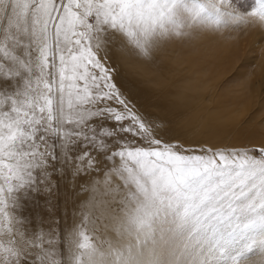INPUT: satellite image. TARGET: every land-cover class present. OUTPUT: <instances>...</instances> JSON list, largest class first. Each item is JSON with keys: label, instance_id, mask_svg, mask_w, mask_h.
Segmentation results:
<instances>
[{"label": "bare ground", "instance_id": "1", "mask_svg": "<svg viewBox=\"0 0 264 264\" xmlns=\"http://www.w3.org/2000/svg\"><path fill=\"white\" fill-rule=\"evenodd\" d=\"M189 3L0 0V264H264V206L250 254L222 244L218 261V240L199 243L180 218L208 202L215 178L255 187L264 175L249 157L226 163L239 146H264V132L209 102L215 91L197 73L220 51L210 34L192 36L188 25H211ZM208 5L237 25L226 1ZM260 18L244 24L252 47L264 38ZM26 27L33 35L18 37ZM242 46L224 44L223 56H244ZM260 74L258 63L249 84ZM86 89L101 92L83 98ZM38 140L64 149L46 160Z\"/></svg>", "mask_w": 264, "mask_h": 264}, {"label": "rangeland", "instance_id": "2", "mask_svg": "<svg viewBox=\"0 0 264 264\" xmlns=\"http://www.w3.org/2000/svg\"><path fill=\"white\" fill-rule=\"evenodd\" d=\"M187 1L190 2L189 3L190 6L192 5L190 7V11L192 12V14L196 16V18H200V19L202 18V20L204 21L206 20L209 26L211 25L209 31L204 33L202 32L201 26L188 25L190 29H195V32L193 33L192 36L210 34L211 37L217 43H219L218 45L216 42H214L216 43L214 48L218 49L217 52L220 51L219 55L211 56L210 67L207 66L206 68L200 70L197 73L198 77L202 79H207L208 88L213 89L215 91L214 97L211 98L209 102L215 103L214 108H218L222 110L224 115L233 118L234 122H239V124L241 125L246 123H256L260 126V128L264 132V95L263 97H257L255 96V94L257 93H254L252 91L253 89L252 85L256 83L255 81L256 79L258 82H261L258 83L259 84L258 91L259 92L261 91V88L264 85V77H263L264 74L263 75L260 74L258 78L257 76L252 77L256 79H251L254 82L249 84L250 83L249 78L253 76L250 75L251 71L257 68L258 63L264 64V38L263 40L260 39L262 38L260 35L259 40L260 42H262V44L260 43L261 45L258 46V43L256 42L254 44V47H252V45L247 44V41L249 42L250 37L246 35V32H244V24L246 21L249 20L248 18L251 19V17H256V18L261 17L262 19L261 18L260 19L264 22V0H224L226 1V12L224 13L225 14L224 16L226 17L227 21L230 20V22L231 21L237 22L236 26L228 23L229 21L228 22L217 21L215 17L211 16L212 12L207 13L206 10L210 6L208 4L212 3L213 0H205V1L203 0L202 3L198 0H187ZM217 15L218 14H215L216 17ZM207 16H209L210 18ZM173 18L175 17L173 16ZM57 30H59V28ZM15 32L18 37H23V36L30 37L31 35H33V32L30 31L28 27H26L24 30H21L20 28H16ZM38 36L41 37L42 33L40 32ZM190 36H191L190 34H186L184 37L189 38ZM218 36L220 37L223 36V37L220 38L219 40ZM208 39L211 38L204 37L202 40L207 41ZM222 43L227 45V47H230L233 44H237L238 47L237 50L239 52H241L240 47L243 45L242 47L244 50H246V52L242 49V52H245L244 56H241V53L239 55V52H237L238 55L235 53L234 56H230L232 59L229 60L228 57L223 56L225 54H223L224 52L222 48L224 44ZM244 57L245 59L246 58L248 59L245 60ZM248 85L251 86L250 89H248L247 87ZM87 91L88 92L91 91L93 95H96L99 92H101V91L97 92L92 89L89 90L86 89L81 94L83 98H89ZM114 95L119 96L118 94H114ZM115 98L116 97L113 95L109 96V100H114ZM80 107L81 105L79 104L71 111H77L79 110ZM105 108H107L109 114V106L106 105ZM236 134L237 133H234L232 135H236ZM38 143H40V145H38ZM41 143L43 142L40 140L34 143V145H37V151L39 152L43 151L44 150L43 148H46ZM28 146L30 147L31 145ZM61 148L56 150H51L46 148L45 154L41 155V157L45 158L46 160H50L54 152L62 153ZM238 151L236 150L234 154L230 153L231 155L226 153L227 154L226 163H232L234 167V163H243L242 161L249 157L255 161L257 160L258 164L261 163L264 164V146L261 145L239 146ZM263 164H261L262 169H264ZM231 175L232 176L230 178L225 177L223 178V181L219 183H217V180L215 178L214 180L215 182L213 185L215 186L216 189L215 190L213 189L212 193L209 194L207 197L210 200V201L208 200L210 204L207 202L201 207L200 205L202 204L200 205L195 204L196 207L190 204L188 206H185L183 209H181L182 214H180L181 216L180 218L182 220L183 225H185L186 223L185 227L188 226L187 227L188 230L184 228L186 229L185 230L186 233L187 234L189 233L188 235L195 236L196 240L199 243L201 241V244H204L208 238H212V237L214 238V240L215 239L218 240L216 241L219 245L217 252H219L218 254H220V258H218L219 255L216 253L215 257H213L214 259L216 258L215 259L216 261L220 259L223 260L224 257L226 258V255L230 253V249L232 250L233 254L230 253L229 255L232 254L234 257H237V255L238 256L242 255L244 257L245 255L247 256L250 254V252L253 249L252 245L255 240L253 235L255 234L254 230L255 228H257V224H258L257 223L258 213L263 211L262 209L260 211V208L264 206L263 205L264 203L262 202V198L264 197V191H263L264 175L260 176V178L262 177L263 180L261 181L255 180V184L256 183L260 184L255 186L258 189H254L255 188L253 187L254 181L252 182L249 181L248 177L244 180L237 176L234 177V174ZM248 182L252 185H247L249 184ZM253 190L255 193H253ZM258 190L262 191L260 192L261 195L258 193ZM256 193H258L259 195ZM257 195L258 197L260 196L262 197L261 200L260 198L257 197ZM179 196L181 197L182 202H186V200L183 199V196L181 195ZM257 203L258 206H256ZM189 206L193 208L195 207V210L196 209L198 210L194 211L193 208L187 209L189 208ZM185 216H187L186 219L183 218ZM185 221L187 222L189 221V222L187 223ZM57 228H58L57 225H52L51 228H47V229L52 231L53 229H57ZM251 230H252V234L250 233ZM247 234L252 236H247ZM48 238L52 239V234L48 235ZM202 241L204 242L202 243ZM229 243H232V245L230 244L231 247L230 245H228ZM222 244H223L222 246L223 249H225L226 252H229L228 254L224 253L225 251L223 249L220 250L221 252L219 251V249L221 248L220 246ZM226 244L228 246H226ZM241 244L243 245L241 246Z\"/></svg>", "mask_w": 264, "mask_h": 264}]
</instances>
